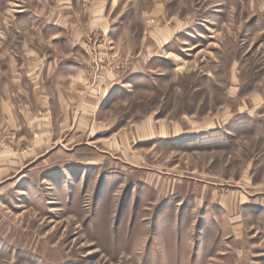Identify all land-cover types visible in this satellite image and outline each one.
<instances>
[{
	"label": "rangeland",
	"instance_id": "rangeland-1",
	"mask_svg": "<svg viewBox=\"0 0 264 264\" xmlns=\"http://www.w3.org/2000/svg\"><path fill=\"white\" fill-rule=\"evenodd\" d=\"M57 1L0 0V52ZM104 7L139 55L109 63L129 69L98 117L113 137L14 140L0 264H264V0Z\"/></svg>",
	"mask_w": 264,
	"mask_h": 264
},
{
	"label": "crops",
	"instance_id": "crops-1",
	"mask_svg": "<svg viewBox=\"0 0 264 264\" xmlns=\"http://www.w3.org/2000/svg\"><path fill=\"white\" fill-rule=\"evenodd\" d=\"M80 1L58 0L41 8V25L29 17L10 25L30 24L33 30L11 38L0 52V156H17L14 140L41 145L66 136L97 140L100 132L106 140L113 137L111 124L98 117L117 84L115 77L128 76L129 69H109V63L134 61L139 55L129 52L121 31L125 23L110 17L106 0H89L85 9ZM160 11L156 4L151 13ZM154 29L162 38L168 31L165 26ZM169 128L160 124L149 133L167 137ZM222 195L217 199L226 206Z\"/></svg>",
	"mask_w": 264,
	"mask_h": 264
},
{
	"label": "built area",
	"instance_id": "built-area-1",
	"mask_svg": "<svg viewBox=\"0 0 264 264\" xmlns=\"http://www.w3.org/2000/svg\"><path fill=\"white\" fill-rule=\"evenodd\" d=\"M143 60H144V61H146V58H145V57H143Z\"/></svg>",
	"mask_w": 264,
	"mask_h": 264
}]
</instances>
